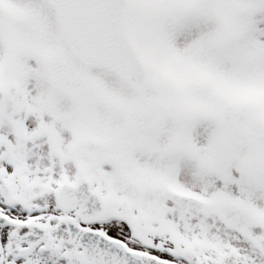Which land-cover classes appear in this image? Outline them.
I'll use <instances>...</instances> for the list:
<instances>
[{
  "label": "snow or ice",
  "instance_id": "snow-or-ice-1",
  "mask_svg": "<svg viewBox=\"0 0 264 264\" xmlns=\"http://www.w3.org/2000/svg\"><path fill=\"white\" fill-rule=\"evenodd\" d=\"M0 264H264V0H0Z\"/></svg>",
  "mask_w": 264,
  "mask_h": 264
}]
</instances>
